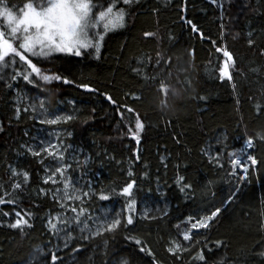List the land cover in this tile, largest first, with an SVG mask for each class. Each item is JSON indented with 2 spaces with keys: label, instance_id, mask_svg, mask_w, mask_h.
Returning a JSON list of instances; mask_svg holds the SVG:
<instances>
[{
  "label": "trees",
  "instance_id": "16d2710c",
  "mask_svg": "<svg viewBox=\"0 0 264 264\" xmlns=\"http://www.w3.org/2000/svg\"><path fill=\"white\" fill-rule=\"evenodd\" d=\"M89 1L100 20L77 51L24 50L0 13V264L52 245L48 217L64 210L31 150L32 98L61 112L68 172L114 224L28 264H264V0ZM248 154L241 179L232 156Z\"/></svg>",
  "mask_w": 264,
  "mask_h": 264
},
{
  "label": "rangeland",
  "instance_id": "374dc122",
  "mask_svg": "<svg viewBox=\"0 0 264 264\" xmlns=\"http://www.w3.org/2000/svg\"><path fill=\"white\" fill-rule=\"evenodd\" d=\"M0 13L7 20H14L17 26L24 28L27 35H24V39L20 41V46L24 50L28 46L32 50L33 46L37 47L38 50L35 51H43L48 47L55 51H77L88 44L91 31L98 28L100 20L99 15L93 14L89 0H48L44 6L31 7L22 13L0 7ZM4 42L2 53L13 51L14 41L4 38ZM224 58H226L225 63L230 62L231 58L227 59L225 55ZM222 70H228V65L225 64ZM24 106L41 123L36 127L31 150L41 155L40 159L45 161V181L54 184L50 195L58 201L59 207L64 209L48 217L49 228L53 231V244L41 246L33 251L29 259L22 263L28 264L45 255L48 250L57 252L66 248L74 238H87L111 227L114 221L109 215L108 207H101L98 211L88 208L89 196L84 184L79 179H73L68 172L69 165L64 160L66 144L59 135L62 130L59 126H54L61 112L48 111L39 100L33 98L26 99ZM244 146L253 148L254 143L249 140ZM232 161L236 164L234 173L241 179L256 166V160L250 154L241 159L233 155ZM226 204L227 201L222 208ZM219 210L208 215V219L207 217L195 219L192 228L195 227V231L207 228ZM190 233L191 231H184L183 238L189 239Z\"/></svg>",
  "mask_w": 264,
  "mask_h": 264
},
{
  "label": "water",
  "instance_id": "95a60500",
  "mask_svg": "<svg viewBox=\"0 0 264 264\" xmlns=\"http://www.w3.org/2000/svg\"><path fill=\"white\" fill-rule=\"evenodd\" d=\"M224 55H225V57H227V59H230L231 58V55H230V53L228 51H225ZM221 73L224 74V75H226V76H229V71L228 70H225V71L222 70ZM132 186H133V182H131L128 185V187L126 188V191L128 192L132 188Z\"/></svg>",
  "mask_w": 264,
  "mask_h": 264
},
{
  "label": "bare ground",
  "instance_id": "6f19581e",
  "mask_svg": "<svg viewBox=\"0 0 264 264\" xmlns=\"http://www.w3.org/2000/svg\"><path fill=\"white\" fill-rule=\"evenodd\" d=\"M230 60H231V59H230ZM230 60H229V61H230ZM242 178L244 179L245 177H242Z\"/></svg>",
  "mask_w": 264,
  "mask_h": 264
},
{
  "label": "built area",
  "instance_id": "2783aa9c",
  "mask_svg": "<svg viewBox=\"0 0 264 264\" xmlns=\"http://www.w3.org/2000/svg\"><path fill=\"white\" fill-rule=\"evenodd\" d=\"M248 143V142H247Z\"/></svg>",
  "mask_w": 264,
  "mask_h": 264
}]
</instances>
